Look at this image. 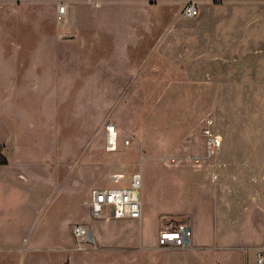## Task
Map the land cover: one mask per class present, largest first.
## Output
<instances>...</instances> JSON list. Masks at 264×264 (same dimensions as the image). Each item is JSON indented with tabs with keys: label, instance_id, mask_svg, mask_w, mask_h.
<instances>
[{
	"label": "rangeland",
	"instance_id": "rangeland-1",
	"mask_svg": "<svg viewBox=\"0 0 264 264\" xmlns=\"http://www.w3.org/2000/svg\"><path fill=\"white\" fill-rule=\"evenodd\" d=\"M234 163L246 189L227 209ZM140 168L144 215L93 216L92 189ZM227 212L264 244V0H0V264H171L193 244L227 264V235L251 228ZM191 218L189 246L158 244Z\"/></svg>",
	"mask_w": 264,
	"mask_h": 264
},
{
	"label": "built area",
	"instance_id": "built-area-1",
	"mask_svg": "<svg viewBox=\"0 0 264 264\" xmlns=\"http://www.w3.org/2000/svg\"><path fill=\"white\" fill-rule=\"evenodd\" d=\"M67 5L59 7V16L67 13ZM184 12L188 16L197 14L198 8L195 2L190 1L184 6ZM211 136V131L206 130ZM106 149L116 151L119 145V130L114 122L105 126ZM217 140L209 138L208 146L211 147ZM126 145L131 144V139L124 140ZM143 173L141 168L132 173L128 186L95 187L91 192L90 209L95 217H102L107 212L108 217L140 219L143 214L142 203ZM73 234L79 241L86 240L90 236V230L80 224L73 227ZM193 235L192 227L188 221H180L174 225L164 223L158 231V244L165 248L186 247L191 244ZM257 264H264V245L259 246L256 253Z\"/></svg>",
	"mask_w": 264,
	"mask_h": 264
},
{
	"label": "crops",
	"instance_id": "crops-1",
	"mask_svg": "<svg viewBox=\"0 0 264 264\" xmlns=\"http://www.w3.org/2000/svg\"><path fill=\"white\" fill-rule=\"evenodd\" d=\"M58 29H59L58 30L59 33H58L57 39H59V40H57V41L63 42L61 38H63V39L65 38L64 39L65 42H63V43H65V45L66 44L68 45L70 42H72L73 40L78 38L77 28H75L73 26V24H68V25H65V27H60ZM79 33H80V30H79ZM25 71L26 72H24V74L27 73V70H25ZM237 166L238 165L234 163L235 168L234 169L230 168L227 170V209L229 207H231L233 204V202H232L233 195H235L236 193L241 194L244 191V189H246V180L244 178V174L241 172L240 168H237ZM130 180H131V178H130ZM130 180L128 181L127 184H118L117 182L112 181V183L110 185L101 186V187L128 186L130 184ZM228 196H229V198H228ZM142 203H143V199H142ZM242 208H255V209H261L262 210L263 205L258 203V199L256 196V197H254V199L252 201L242 204L240 206V209H242ZM143 215H144V213L142 214V216ZM117 219H130V218H117ZM243 219L245 221V225L251 226V228H247L245 233H243L244 235L241 237H239V234H238V236H234V234H230V236L227 235V242H230L227 244V264L234 259H236L238 262L242 263V261H243L244 264H249L250 258H251V260H255L258 247L264 245L263 243H260V240L258 237V232H257L258 231V225H262L258 221V219H255L253 221H249L244 216L239 223H242ZM131 220H133V219H131ZM189 223H190L191 227L194 228V221L192 220V218H191V221L189 220ZM237 223H238L237 220L229 218V214L227 212V225L233 226ZM242 224H244V223H242ZM195 230H194V233H195ZM158 231H159V229H158ZM192 231H193V229H192ZM157 236H158V234H157ZM190 250H193L192 252H194L196 250L195 254L197 255V259L194 260L195 264H206V262L203 261L201 256H200L201 250L197 248V245L193 244L191 246V248L186 250V251L191 252ZM192 252L189 254L183 253V254H181V257L177 256L174 260H169V261L171 262V264H183L184 261H189L188 259L190 258L189 256L192 255ZM158 253H160V251Z\"/></svg>",
	"mask_w": 264,
	"mask_h": 264
}]
</instances>
